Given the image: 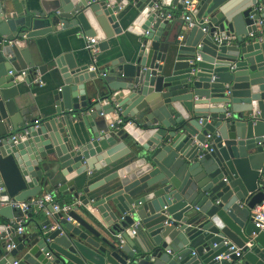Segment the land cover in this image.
Segmentation results:
<instances>
[{
    "label": "water",
    "instance_id": "95a60500",
    "mask_svg": "<svg viewBox=\"0 0 264 264\" xmlns=\"http://www.w3.org/2000/svg\"><path fill=\"white\" fill-rule=\"evenodd\" d=\"M183 1H0L1 200L48 190L73 205L41 223L30 208L33 226L0 209L11 223L0 225V264H214L230 245L243 256L222 264H264L251 213L264 198V0H194L206 31L195 27L182 41L161 15ZM73 29L100 53L123 31L143 40L103 71L96 56L93 70L56 56L53 113L23 120L14 98L31 79L8 73L44 75L33 43Z\"/></svg>",
    "mask_w": 264,
    "mask_h": 264
},
{
    "label": "crops",
    "instance_id": "0c3cea01",
    "mask_svg": "<svg viewBox=\"0 0 264 264\" xmlns=\"http://www.w3.org/2000/svg\"><path fill=\"white\" fill-rule=\"evenodd\" d=\"M2 2H7L9 5H19L21 2H25L26 4H31L34 0H0ZM168 11L172 14L173 19L168 24L167 29L169 33L172 35L178 36L180 40H186L188 35V31L185 30L182 19L181 12L176 7H170ZM86 39L83 34H81L76 29L68 31V32H60L59 34L50 35L45 38L37 39L35 43H33V51L36 54L37 60L39 62L44 61V64L47 65V72L44 75H40L41 80L43 81V86L37 87L32 85V83L28 82H19L18 90L19 94L14 98V103L16 108L20 114V117L26 121L27 120H37L44 121L46 119L45 116L50 115L54 111V104L52 100V93L59 89L62 85V81L60 76L57 73L53 72V64L50 63V60L54 59L56 56L63 55L66 53L72 54L76 56L79 60V64L87 63L89 67L92 63V56L86 50ZM142 38L134 35L132 33L123 31L120 35L115 37V47L107 52L100 53L98 51L96 55V67L99 70H105L110 62L118 57H126V55L131 51L139 47L142 42ZM34 70L38 71V67ZM26 79V78H24ZM16 81V79H15ZM95 100V97L92 101ZM110 118V116L106 117ZM71 125L73 128H76L78 122L76 118H71ZM208 123H212L209 121ZM128 136L129 143L132 144L134 137ZM127 138L124 140L127 143ZM89 174L88 177L94 178L96 174ZM86 174V176H87ZM47 191H44L41 195L47 194ZM55 200L58 203L66 204L71 203L70 195L63 196L62 194L55 192L54 193ZM36 218V216H34ZM35 218L31 219L34 220ZM50 219V217L44 216L42 213L37 218V220L41 223L45 220ZM28 220L23 225L29 223V225L33 226L34 224ZM0 225L11 226L10 222H5L0 218ZM25 233V229L23 228V232L21 234L15 233V235L11 236L9 241H13L17 244V238L22 236Z\"/></svg>",
    "mask_w": 264,
    "mask_h": 264
},
{
    "label": "built area",
    "instance_id": "2783aa9c",
    "mask_svg": "<svg viewBox=\"0 0 264 264\" xmlns=\"http://www.w3.org/2000/svg\"><path fill=\"white\" fill-rule=\"evenodd\" d=\"M196 9V1H188L184 0L181 4V19L184 25L185 30L189 31L195 27H198L201 29L202 32L206 31L205 26L208 24V21L206 19L204 20H199L195 17L194 12ZM164 17V19L171 21L173 19V16L170 12L166 14L165 16L161 15ZM258 24L262 26L264 30V20H259ZM215 41H222V40H229V37H224L219 39L217 36L214 37ZM86 50H88L93 58L92 62L93 64L95 63V56L98 53V50L95 48V40L93 38H87L86 39ZM196 61H199V57H196ZM90 70H93L94 67L91 65ZM9 76L14 77V80L16 79L17 76H20L21 78H30L32 85L41 87L43 86V81L41 80V77L38 74L37 70L34 69H26V70H21L19 72L13 73L9 72ZM120 121L117 122L118 125H120ZM21 134L17 135H12L10 137L11 140H14L16 137H20ZM1 141V140H0ZM209 144L206 143L203 145V148H208ZM3 192V187L0 186V209L4 207H10L12 209H17L21 212L22 217L20 221V225L24 224L29 218L27 215V211L32 208L34 213H42L46 217H51L53 214H63L67 215L72 209L73 205L71 204H61L58 203L55 200L54 193H47L43 194L39 197L32 198L27 202L23 203H18L12 200H9L8 202H3L1 200V194ZM264 193V191H263ZM51 206V211L48 209V207ZM251 213L253 215V225L256 229H258L260 232L264 233V198L263 200L254 206V208L251 210ZM69 221L70 219L67 218ZM164 226H167V223H164ZM23 232V229L20 227L16 230V233L21 234ZM132 235L135 234L134 231L131 232ZM124 240L119 237V245H123ZM228 243L224 242V246H227ZM250 247V245H248ZM14 248V242L13 241H8L7 247H6V252L9 253L10 250ZM234 255L236 258L240 259L243 256V253L241 252L240 249L236 248L234 245H230L227 248V254H220L217 257L214 258V264H222V262L225 263H230L231 262V255Z\"/></svg>",
    "mask_w": 264,
    "mask_h": 264
},
{
    "label": "trees",
    "instance_id": "16d2710c",
    "mask_svg": "<svg viewBox=\"0 0 264 264\" xmlns=\"http://www.w3.org/2000/svg\"><path fill=\"white\" fill-rule=\"evenodd\" d=\"M66 204H70V203H66ZM34 216H36V215H35V214H32V217L29 218L28 220H31V219L35 218ZM28 220H27V221H28ZM27 221H26V222H27Z\"/></svg>",
    "mask_w": 264,
    "mask_h": 264
}]
</instances>
